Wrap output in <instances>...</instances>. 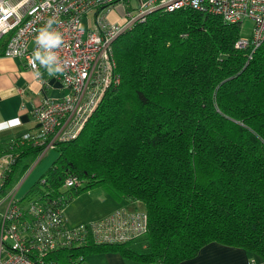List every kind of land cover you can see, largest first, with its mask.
Returning <instances> with one entry per match:
<instances>
[{"label": "trees", "instance_id": "1", "mask_svg": "<svg viewBox=\"0 0 264 264\" xmlns=\"http://www.w3.org/2000/svg\"><path fill=\"white\" fill-rule=\"evenodd\" d=\"M240 35L239 24L183 8L151 12L115 39L120 82L75 138L54 143L55 160L16 202L29 219L23 207L31 202L63 212L73 197L102 186L119 202H141L147 230L124 243L59 248L42 264H88L89 255L107 252L177 264L211 242L264 263V40L253 51L237 49ZM47 141L0 143V157H11L0 201ZM68 176L77 184L64 187Z\"/></svg>", "mask_w": 264, "mask_h": 264}, {"label": "built area", "instance_id": "2", "mask_svg": "<svg viewBox=\"0 0 264 264\" xmlns=\"http://www.w3.org/2000/svg\"><path fill=\"white\" fill-rule=\"evenodd\" d=\"M183 8L215 14L232 24L250 20L251 33L238 37L234 44L237 49L253 51L264 40V0H135V5L131 0H0L1 55L22 59L34 74L31 62L36 29L55 17L64 36L59 55L67 67L58 79L67 91L60 99L47 97L34 108L37 129L23 134V139L30 135L37 141L48 139L44 152L52 150L58 141L75 138L106 89L120 82L112 58L115 39L135 23L145 21L151 12ZM110 12L118 15L117 21L109 20ZM7 156L4 170L11 162ZM77 182L75 176H68L63 186ZM17 192L15 185L0 201V264H42L47 253L59 248L88 240L124 243L140 238L147 230V214L125 206L98 220L69 224L62 210L36 201L23 207L30 217L22 219Z\"/></svg>", "mask_w": 264, "mask_h": 264}, {"label": "crops", "instance_id": "3", "mask_svg": "<svg viewBox=\"0 0 264 264\" xmlns=\"http://www.w3.org/2000/svg\"><path fill=\"white\" fill-rule=\"evenodd\" d=\"M108 18L110 21H117L118 15L110 12ZM1 50L2 48L0 49V143H3L26 133H34L37 129V121L33 115L34 108L39 106L47 97H51L54 100L60 99L67 90L58 78L49 79L46 73L38 78L32 70L25 66L22 59L5 57L1 55ZM47 151L49 150L39 154L38 159ZM56 156L57 153L55 152V155L53 153L48 157L49 160L43 164L39 174H36L33 179L25 184L20 191L21 193L28 189L42 173L43 169L48 168ZM8 160L9 157L7 155L0 157V177L7 166ZM30 171L18 183V190ZM133 204L135 203L121 202L120 205L117 204L112 209V212L119 207H129ZM103 217L105 216L99 219ZM66 219L69 224H75L70 222L67 217ZM253 259L255 264H257L255 257L240 247L211 242L202 247L196 256L177 264H249V261ZM87 262L88 264H149L125 258L119 253L113 252L91 254L87 257Z\"/></svg>", "mask_w": 264, "mask_h": 264}, {"label": "rangeland", "instance_id": "4", "mask_svg": "<svg viewBox=\"0 0 264 264\" xmlns=\"http://www.w3.org/2000/svg\"><path fill=\"white\" fill-rule=\"evenodd\" d=\"M132 5H135V0H131ZM118 10V9H117ZM83 27L86 28L87 22L86 17H83L82 19ZM241 34L243 35H249L251 33L252 28V22L250 20H245L242 23L239 24ZM55 152L53 149L47 151L40 159H38L39 155L34 158H29L26 160L28 164L27 170L24 172V174L21 176L19 181L16 183V186L18 183L25 177L26 173L29 175L27 178L24 179V182L20 185L18 190V196L23 195L20 191L22 188H24L25 184H27L28 181L33 179L36 174H39V170L43 166V164L49 160L48 157L51 156L53 153L55 155ZM7 154H4L3 156H6ZM50 165V164H49ZM49 167V166H48ZM47 168L43 169L42 173L39 175L41 176ZM41 171V170H40ZM37 177V179L39 178ZM36 179V180H37ZM35 180V181H36ZM34 181V182H35ZM33 184V183H32ZM132 206L127 207L130 210L138 209L143 210V205L141 202H134ZM117 204H121V202H117V200L114 199V197L107 192V190L102 186H95L88 190H85L81 193H79L77 196L73 197L70 202L65 206L64 213L65 216L69 219L70 222L78 224L81 222L86 221H93L96 219H99L102 216H107L110 213H112V209L116 207ZM2 210H0L1 212ZM131 246L133 248H139L141 247V244L139 242H133L131 243ZM256 262L264 264L261 258L258 256H255Z\"/></svg>", "mask_w": 264, "mask_h": 264}, {"label": "clouds", "instance_id": "5", "mask_svg": "<svg viewBox=\"0 0 264 264\" xmlns=\"http://www.w3.org/2000/svg\"><path fill=\"white\" fill-rule=\"evenodd\" d=\"M59 23L57 18L50 17L36 29L34 41L36 47L32 52L31 64L38 78L45 73L49 79L65 74L67 65L59 55V50L64 46V36L58 30ZM50 99L52 98L50 97ZM249 264H255V260L249 261Z\"/></svg>", "mask_w": 264, "mask_h": 264}]
</instances>
